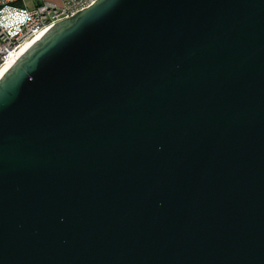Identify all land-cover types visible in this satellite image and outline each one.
Returning a JSON list of instances; mask_svg holds the SVG:
<instances>
[{
    "label": "water",
    "instance_id": "water-1",
    "mask_svg": "<svg viewBox=\"0 0 264 264\" xmlns=\"http://www.w3.org/2000/svg\"><path fill=\"white\" fill-rule=\"evenodd\" d=\"M0 264H264V0H96L0 78Z\"/></svg>",
    "mask_w": 264,
    "mask_h": 264
},
{
    "label": "built area",
    "instance_id": "built-area-1",
    "mask_svg": "<svg viewBox=\"0 0 264 264\" xmlns=\"http://www.w3.org/2000/svg\"><path fill=\"white\" fill-rule=\"evenodd\" d=\"M95 1L61 0L59 5L45 1L28 9L24 0H0V69L10 61L15 63L21 50L42 32L90 7Z\"/></svg>",
    "mask_w": 264,
    "mask_h": 264
},
{
    "label": "bare ground",
    "instance_id": "bare-ground-1",
    "mask_svg": "<svg viewBox=\"0 0 264 264\" xmlns=\"http://www.w3.org/2000/svg\"><path fill=\"white\" fill-rule=\"evenodd\" d=\"M31 44L26 45L20 52V55L30 46ZM14 63V61H10L9 63H7L3 68L0 69V78L2 77V75L12 66V64Z\"/></svg>",
    "mask_w": 264,
    "mask_h": 264
},
{
    "label": "crops",
    "instance_id": "crops-1",
    "mask_svg": "<svg viewBox=\"0 0 264 264\" xmlns=\"http://www.w3.org/2000/svg\"><path fill=\"white\" fill-rule=\"evenodd\" d=\"M31 1V3H32V8H30V9H33L38 3H40V2H50V3H54V4H57V5H59L60 3H61V0H30ZM25 2V1H24ZM26 5V4H25ZM27 7V6H26ZM28 8V7H27ZM29 9V8H28Z\"/></svg>",
    "mask_w": 264,
    "mask_h": 264
},
{
    "label": "rangeland",
    "instance_id": "rangeland-1",
    "mask_svg": "<svg viewBox=\"0 0 264 264\" xmlns=\"http://www.w3.org/2000/svg\"><path fill=\"white\" fill-rule=\"evenodd\" d=\"M25 2V4H26V6L30 9V8H32L31 6H32V3H31V1L30 0H24Z\"/></svg>",
    "mask_w": 264,
    "mask_h": 264
}]
</instances>
